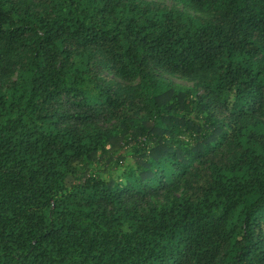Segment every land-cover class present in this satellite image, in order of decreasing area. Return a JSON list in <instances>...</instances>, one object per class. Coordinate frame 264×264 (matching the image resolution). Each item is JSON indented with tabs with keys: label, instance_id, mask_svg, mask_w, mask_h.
I'll return each mask as SVG.
<instances>
[{
	"label": "trees",
	"instance_id": "trees-1",
	"mask_svg": "<svg viewBox=\"0 0 264 264\" xmlns=\"http://www.w3.org/2000/svg\"><path fill=\"white\" fill-rule=\"evenodd\" d=\"M177 1L0 0V264H264V0Z\"/></svg>",
	"mask_w": 264,
	"mask_h": 264
},
{
	"label": "rangeland",
	"instance_id": "rangeland-1",
	"mask_svg": "<svg viewBox=\"0 0 264 264\" xmlns=\"http://www.w3.org/2000/svg\"><path fill=\"white\" fill-rule=\"evenodd\" d=\"M149 3H155L160 6H163L168 9H177L182 12H186L190 15H193L195 17H198L199 19L206 21L209 19H212V13L202 12L194 10L190 7L181 5L177 0H144ZM18 56L13 57L9 62L6 68H4L2 71H0V85H7L16 78V69H17V63L16 61L20 59L21 54H17ZM93 66L95 69L99 70V74L97 75V79L99 81H102L107 86L111 87H119V86H127L130 85L133 87L137 80L131 79V80H122L116 76H114L110 71L102 67L101 64L94 62ZM155 74H158L159 76H162L166 79H168L173 84H179L183 86H190L194 87L195 79L194 78H183L178 77L174 74L164 73L160 70L155 69ZM104 120L97 122L98 124L103 123V125H111L114 123L115 118L113 114H106L105 117H103ZM264 119V116H263Z\"/></svg>",
	"mask_w": 264,
	"mask_h": 264
}]
</instances>
